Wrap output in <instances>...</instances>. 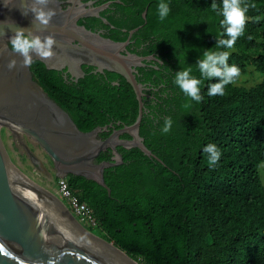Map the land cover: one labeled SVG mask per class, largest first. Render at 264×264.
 <instances>
[{
  "label": "trees",
  "instance_id": "1",
  "mask_svg": "<svg viewBox=\"0 0 264 264\" xmlns=\"http://www.w3.org/2000/svg\"><path fill=\"white\" fill-rule=\"evenodd\" d=\"M159 2L115 0L111 6L118 15L107 18L115 27L108 39L124 42L138 28L129 44L141 46L137 56L156 58L135 79L146 88L139 135L157 160L118 147L122 164L103 172L109 194L79 176L68 175L67 187L89 209L94 234L139 264H264V186L258 173L264 163V0H242L248 20L228 61L240 68V78L214 97L207 85L217 81L203 80L200 103L175 85V73L191 66L202 79L196 64L223 32L222 0H165L171 11L164 21ZM87 21V29L100 23L95 17ZM29 68L82 132L108 124L119 129L137 116L135 93L117 74L106 72L105 79L86 70L73 82L36 60ZM185 103L191 107L184 109ZM169 116L172 129L162 134ZM209 143L221 152L214 167L203 152ZM110 157L107 150L96 162Z\"/></svg>",
  "mask_w": 264,
  "mask_h": 264
},
{
  "label": "water",
  "instance_id": "2",
  "mask_svg": "<svg viewBox=\"0 0 264 264\" xmlns=\"http://www.w3.org/2000/svg\"><path fill=\"white\" fill-rule=\"evenodd\" d=\"M67 3L63 9L62 2L52 0L49 7L56 15L45 28L33 23L32 13L21 14L22 0H13L9 7L0 0V22L7 21L11 26L0 28V134L7 136L19 155L45 177H83L109 194L103 172L122 164L118 147L136 148L157 160L139 135L146 88L136 81L133 69L144 67L145 62L156 58L124 54L129 37L138 28L129 32L126 41L115 42L77 23L85 17L98 18L106 6L86 8L90 4H82L80 0H67ZM142 17L145 18V12ZM102 21L107 24L106 20ZM15 27L42 37L55 36L60 46L54 47L52 59L33 57V61H39L47 70H64L74 81L83 77L80 66L92 67L93 73L106 71L123 77L137 100L134 122L119 129L108 124L88 132L80 131L31 78L30 68L21 67L22 57L9 47ZM13 59L17 61L16 67L9 70L7 65ZM109 128L112 129L109 135L99 139ZM123 135L128 138L122 139ZM107 150L111 153L110 160L97 163L99 154ZM11 165L0 139V264H135L119 249L115 247L120 252L84 229L55 197Z\"/></svg>",
  "mask_w": 264,
  "mask_h": 264
},
{
  "label": "clouds",
  "instance_id": "3",
  "mask_svg": "<svg viewBox=\"0 0 264 264\" xmlns=\"http://www.w3.org/2000/svg\"><path fill=\"white\" fill-rule=\"evenodd\" d=\"M4 6L12 5L13 0H3ZM23 9H20L22 15L29 12L33 14V23L44 26L50 25L52 18L56 15L53 8L49 7L52 0H22ZM212 9H217L213 2ZM170 6L165 0H160L157 5L158 18L164 21L170 14ZM247 7L242 6V0H222L220 14L223 19L221 27L223 32L216 35L217 43L214 48L205 50L202 58L197 61V67L202 79L192 75V67L187 66L181 71L175 73V85L187 96L190 101L200 103L204 97L201 94V85L203 80H215L216 83L207 85V94L209 97L223 96L226 86L235 84L241 76V70L235 64L228 63L231 51L234 49L236 41L244 35L247 24ZM14 22L12 21V26ZM11 27L7 21L0 22V28ZM226 37V38H225ZM11 50L13 53L22 57L21 67H30L33 63V57H39L44 60H50L55 56L54 47L60 46L52 34L40 36L31 30L16 28L14 34L9 38ZM224 49V50H221ZM17 61L10 60L7 67L12 70L16 67ZM184 109L191 107L190 103L182 105ZM173 125L172 117H165L164 125L161 128L162 134L171 131ZM203 152L207 154L209 167H214L221 157V152L214 143H209L203 147ZM65 179V178H63Z\"/></svg>",
  "mask_w": 264,
  "mask_h": 264
},
{
  "label": "rangeland",
  "instance_id": "4",
  "mask_svg": "<svg viewBox=\"0 0 264 264\" xmlns=\"http://www.w3.org/2000/svg\"><path fill=\"white\" fill-rule=\"evenodd\" d=\"M31 78L32 74L30 72ZM247 79L251 82L253 81L250 79V77H247ZM35 81V80H34ZM36 82V81H35ZM37 83V82H36ZM0 139L3 144L4 150L6 152V155L11 162V164L15 167V169L20 172L23 176H25L28 180L33 182L35 185L55 197L72 215V217L75 218V220L87 231L98 237L99 239L103 240L96 234L95 225L92 223L85 222L84 220H81L79 216L76 215V213L71 210L70 205L68 202L60 195L59 188H58V178H48L45 177V175L39 171L35 166H33L30 162H28L26 159H24L22 156L19 155V153L15 150L14 146L10 142L7 136L0 134ZM259 177L261 179V182L264 186V163H262L258 168ZM105 241V240H103ZM107 242V241H105ZM109 243V242H107ZM138 262V261H137Z\"/></svg>",
  "mask_w": 264,
  "mask_h": 264
},
{
  "label": "flooded vegetation",
  "instance_id": "5",
  "mask_svg": "<svg viewBox=\"0 0 264 264\" xmlns=\"http://www.w3.org/2000/svg\"><path fill=\"white\" fill-rule=\"evenodd\" d=\"M60 2H62L61 4V7L64 9L68 6V3H67V0H59ZM117 1V0H116ZM80 2L82 4H90L89 6H86V8H97V7H100V6H106L102 11L99 12V17L96 18V19H99L100 23H97L96 26L94 28H89L91 31L93 32H96V33H100L101 35H103L104 37H108L109 35H113V32L112 34L109 32V30H114L115 27L111 26L110 23L108 22V24H105L101 18L105 19L106 21H108V17H111V16H117L118 15V12H116L115 8L111 6L112 3L115 2V0H80ZM103 13V14H101ZM89 18H92V17H85L83 19H79L82 21L83 24H81L82 26H84L86 28V25H88V19ZM78 20V21H79ZM78 23V22H77ZM105 26V27H104ZM87 29V28H86ZM88 29V30H89ZM109 38V37H108ZM130 39V38H129ZM133 42L130 41V44H128L126 46V49H125V52L124 54L126 53H129V54H135V55H138L136 52H138L140 49H141V46H131ZM10 44V43H9ZM154 63V62H152ZM149 65L145 64L144 67H136V68H133L134 69V74L135 75H139V72H138V69H141V68H148ZM154 67V66H152ZM82 72H83V77L85 75V72L86 70H89V73H92V74H97V75H102L105 79H106V71L102 72V73H93L94 69L92 67H86V66H80ZM61 72V75L62 77L65 79V80H70V81H73V82H77V81H74V79H71L70 75L69 74H66L64 72V70L62 71H59ZM82 77V78H83ZM115 82V81H113ZM112 82V83H113ZM147 85V84H145ZM99 139H105V138H101V137H98Z\"/></svg>",
  "mask_w": 264,
  "mask_h": 264
},
{
  "label": "built area",
  "instance_id": "6",
  "mask_svg": "<svg viewBox=\"0 0 264 264\" xmlns=\"http://www.w3.org/2000/svg\"><path fill=\"white\" fill-rule=\"evenodd\" d=\"M58 188L60 195L68 202L71 210H73L81 220L94 224V220L89 209L84 204H80L77 198L71 194L65 179H58Z\"/></svg>",
  "mask_w": 264,
  "mask_h": 264
},
{
  "label": "bare ground",
  "instance_id": "7",
  "mask_svg": "<svg viewBox=\"0 0 264 264\" xmlns=\"http://www.w3.org/2000/svg\"><path fill=\"white\" fill-rule=\"evenodd\" d=\"M11 166H13V165H11ZM14 167V166H13ZM15 168V167H14ZM25 177V176H24ZM65 208V207H64ZM66 209V208H65ZM67 210V209H66ZM68 211V210H67ZM69 212V211H68ZM70 213V212H69ZM71 214V213H70ZM72 216V215H71ZM74 218V217H73ZM75 219V218H74ZM103 241V240H102ZM105 242V241H104ZM105 243H107V242H105ZM108 245H110L111 247H113L114 249H116L111 243H107ZM117 250V249H116ZM117 251H119V250H117ZM120 252V251H119ZM120 253H122V252H120ZM125 257H127L124 253H122ZM128 258V257H127ZM129 260H131L133 263H135V264H139L138 262H136V261H134V260H132V259H130V258H128Z\"/></svg>",
  "mask_w": 264,
  "mask_h": 264
}]
</instances>
